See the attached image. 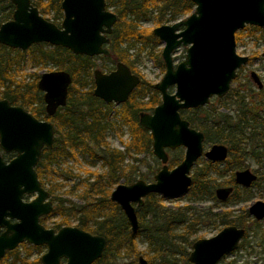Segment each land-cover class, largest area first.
<instances>
[{
	"label": "water",
	"instance_id": "water-1",
	"mask_svg": "<svg viewBox=\"0 0 264 264\" xmlns=\"http://www.w3.org/2000/svg\"><path fill=\"white\" fill-rule=\"evenodd\" d=\"M14 6L11 18L0 24V44L27 50L31 45L45 42L68 48L74 54L109 55L108 34L117 20L106 8L105 0H61L62 19L57 25L46 19L31 0H10ZM193 11L184 19L161 24L152 29L163 43L161 59L164 73L153 84L160 93V103L151 112H139V124L151 135L153 155L161 162L152 181L136 179L118 183L110 199L123 211L130 230L136 233L139 221L135 204H143L150 193L164 198L185 194L191 183V169L202 155L212 162H222L228 154L224 143H213L204 150V133L190 126L180 114L181 109L209 103L213 96L223 97L231 87L237 70L247 64L248 55L236 52L235 33L245 25L264 28V0H191ZM186 47L185 57L175 64L174 51ZM264 56V52L262 53ZM92 93L105 103L121 104L140 83L138 74L122 61L114 69L92 72ZM250 78L262 87L255 71ZM70 74L64 69L42 72L37 87L43 93L45 112L53 115L66 104ZM172 88V91L170 89ZM54 142V126L38 119L20 105L0 99V149L14 152L6 161L0 154V259L20 243L46 245L41 264H92L99 259L107 240L77 226H63L57 231L46 228L39 218L53 210L48 190L41 184L36 165L44 147ZM184 148L182 160L168 167L166 149ZM257 179L250 168L237 169L234 182L249 187ZM232 186L215 188V196L224 201ZM25 195H33L25 200ZM248 212L256 220L264 218V200L250 204ZM245 234V229L230 224L215 235L192 242L188 254L191 264H217L233 252ZM138 264H149L138 255Z\"/></svg>",
	"mask_w": 264,
	"mask_h": 264
},
{
	"label": "trees",
	"instance_id": "trees-1",
	"mask_svg": "<svg viewBox=\"0 0 264 264\" xmlns=\"http://www.w3.org/2000/svg\"><path fill=\"white\" fill-rule=\"evenodd\" d=\"M61 0H32L39 12L49 14L54 12L52 20L59 25L62 18ZM106 8L112 7L117 20L108 34L109 42L106 45L109 55L87 56L74 54L63 46H54L45 42L31 45L27 50L13 49L0 44V99L5 98L11 104L20 105L31 114L42 120L52 122L54 126V142L51 147H44L35 167L38 178L49 192L50 199L54 203L51 214L59 216L57 224H71L70 219H76V225L95 234L104 236L107 240L102 257L94 264L106 263L109 256L120 255L130 251L134 256L142 253L136 246V236L144 234L150 246L154 247V256L146 254L149 264H189L188 251L184 245L191 246L193 240L190 236L195 232L199 223L210 220L218 222L221 226L236 225L245 228V235L236 249L245 245V238L253 227L259 228V221L252 219L247 210L242 208L238 213L232 210H223L211 213L210 210L189 216L188 209H171L163 204L164 198L150 193L144 199V204L136 208L139 221V229L134 234L131 232L128 222L119 208L109 198L111 186L120 178L126 183L131 182L135 166L124 165L125 158L132 152L152 154L151 135L149 131L138 122V112L151 111L160 103V94L154 89L153 84L144 80L135 68L136 59H130V50L137 44L138 51L148 45L159 42L153 35L152 29L139 24L142 19L153 18L154 25L158 26L169 21H176L178 17L190 14L194 9L191 0H105ZM14 6L10 0H0V24L11 18ZM48 19V18H46ZM49 20V19H48ZM260 27L246 25L235 33L236 43L243 37V31L252 32L260 30ZM255 53L250 54V59ZM155 63L164 71L161 51L150 52ZM25 58L33 64L41 67L50 66L48 70L64 69L71 76L68 87L66 104L59 107L53 115L45 112L43 93L37 87L39 74H32L30 80L19 73L18 66ZM118 61L124 62L133 73L140 75L141 81L130 93L127 101L115 109V114L123 124L128 126L131 140L126 144L122 152L117 148H111L106 140L105 133L112 128L113 122L106 120L112 103H105L92 93L94 86L92 72L95 68L111 70ZM233 82L236 87H230L221 98L212 97L208 104L195 108L181 109L182 117L189 121L190 126L204 133V143H224L228 147L225 167H238L237 164L245 163L244 154L249 150L253 156L260 157L261 153L256 148H264V125L256 121V103L251 102L244 93H241L239 76ZM263 91H260L262 94ZM235 104L234 115L220 112L214 103ZM247 129V130H246ZM260 140H263L260 144ZM180 147L176 150L179 151ZM78 153H88L92 158L102 161L106 167L105 173L92 172V177L82 180L84 190L77 196L80 203L68 201L57 193L62 185L55 181L54 175L60 172L54 167L59 163L61 156L74 157ZM240 155V156H239ZM182 160L179 154L169 160V166L173 167ZM156 168L149 166L150 176L160 167V162L154 158ZM214 163L197 160L192 168V183L188 189L191 197L195 199H209L216 203L214 189L218 186L233 185L235 188L228 198L231 202H238L241 187L235 186L233 174L223 181H217L209 176V171ZM218 177L222 171H217ZM71 175L66 172L65 176ZM66 179V178H65ZM90 179H92L90 181ZM264 184V175L257 174L254 183ZM48 184V185H47ZM72 186L65 194L74 193ZM223 203V204H224ZM145 215L149 216L145 224ZM192 215V214H190ZM202 218V219H201ZM41 222H44L41 219ZM180 224H186L182 233L174 234ZM144 229L142 226H144ZM176 237L179 239L176 240ZM264 251V232L259 243ZM19 246L26 251L20 254ZM23 242L15 249L6 252L0 259V264H41L40 257L31 258V249L40 250V246L29 245ZM174 253H180L179 260L173 257ZM155 259V260H154Z\"/></svg>",
	"mask_w": 264,
	"mask_h": 264
},
{
	"label": "rangeland",
	"instance_id": "rangeland-1",
	"mask_svg": "<svg viewBox=\"0 0 264 264\" xmlns=\"http://www.w3.org/2000/svg\"><path fill=\"white\" fill-rule=\"evenodd\" d=\"M112 11V7L108 8ZM54 12L51 11L49 14H43L45 18L52 20ZM189 15V14H188ZM188 15H183L178 17L179 19H184ZM63 16V13H62ZM8 18L7 20H9ZM62 18L58 21L60 23ZM172 21L163 23V24H171ZM139 24L143 27L154 28V20L153 18L142 19L139 21ZM245 27V26H244ZM137 44L135 48L131 49L130 59H136L134 65L137 71H139L140 75L143 76L144 80L148 81L150 84H154L159 82L163 76L164 71L155 63L154 59L150 56V52L158 53L161 51L163 47L162 42H157L154 45H148L138 51ZM236 52L240 55H250L255 53L253 57L248 60L247 64L243 65L237 70V76H239V82L241 83L242 90L241 93H244L246 97L248 96L251 102L256 103L257 108V116L256 121L260 122L262 126L264 125V56L262 53L264 52V28L260 30H252V32L243 31V37L236 43ZM186 47L180 46L173 53L174 63L177 64L182 61L185 57ZM250 57V56H249ZM50 66L41 67L40 64H33L29 58H25L20 62L18 69L19 73L26 77L27 80H30L32 74H41L42 72L48 71ZM105 71H107L104 68ZM255 71L257 75L260 77L263 86L261 89H258L257 85L251 80L250 72ZM239 84L236 82H232L231 87H236ZM172 91V89L170 90ZM260 91H263L262 94ZM121 105V104H120ZM119 104H113L108 112L106 120L114 123L112 128L108 129L105 133V140L107 144L111 148H117L122 152L126 148V144L130 142L131 136L128 131V126L123 124L121 120H119L118 116L115 114V109L120 106ZM214 106L218 107L220 112L229 113L234 115V109L236 108L235 104H229L228 100H225L224 104H219L217 102L214 103ZM247 130V129H246ZM263 140H260V144ZM216 143V142H215ZM211 143H204V150L209 148ZM179 151L176 149L168 150L169 159H171L174 155L179 154L180 156L184 155V148L180 147ZM247 153L243 155L245 158V163L248 164L247 168H250L253 172L257 174L264 175V148L260 146L256 148V152L261 153L260 157L253 156L249 147L246 149ZM0 154L5 155L0 149ZM240 156V155H239ZM153 154L146 153H130L124 160V165L135 166L133 173L130 174L132 176V181L136 179H144L146 181H150L153 179V174L151 178L149 166H154L156 168V163L154 161ZM198 160L203 161L206 160L203 156ZM238 167H225V162H215L212 168L209 171V176L211 178L217 179V181L227 180L231 174L234 173L236 169L245 168L243 164H237ZM56 169L60 172L57 175H54L55 181L62 185V187L57 190V193L61 198L66 199L68 201H72L75 203H80L82 200L77 196L81 190H84L86 187L84 186V182H82L85 178H94L92 177V172L96 173H105L106 167L102 164V161L96 158H92L88 155V153H78L74 157L70 156H61L59 158V163L55 165ZM159 169V168H158ZM71 172V175L65 176L66 172ZM217 171H222V176L218 177ZM192 173V171H191ZM66 178V179H65ZM92 179H90L91 181ZM126 183L124 178H120L118 183ZM130 183V182H129ZM111 186V190L116 186ZM48 185V184H47ZM72 186L75 187L74 193L65 194ZM241 199L238 202H227L222 204L220 202H214L209 199H195L191 197L190 193L187 191L185 194H182L175 198H164L163 204L171 209H177L179 207L185 208L189 207L187 213L189 216L196 217L198 213H204L205 211L210 210L211 213L222 212L223 210H232L233 213H238L242 208H248L250 204L257 200H264V184L261 182L260 184L253 183L250 187L242 188L240 190ZM138 208V207H137ZM192 214V215H190ZM149 216L145 215V224L147 223ZM202 219V218H201ZM60 218L58 215L53 214L48 218H45L44 222L46 226H52L55 222L59 221ZM71 225H75L76 219H70ZM259 228H252L249 230L247 237L245 238V245L242 248L236 249L230 254L224 256L219 260L217 264H264V251L262 250L263 246H261V234L264 232V219L259 221ZM145 225L142 226L144 229ZM186 224H180L175 229L174 234L182 233L185 230ZM223 226H221L217 221L212 223L210 220H206L205 222L199 223L195 232L190 236V240H196L198 238H206L215 235ZM144 234H140L136 236V246L139 251H142L141 255L146 258V254L153 257L154 256V247L150 246L147 239L143 236ZM179 238L176 237V240ZM30 244H28L29 246ZM26 246V247H28ZM184 248L188 251L191 250V246L184 245ZM20 254L23 255L26 251L25 247L19 246ZM44 250L40 249H31V258L37 257L42 254ZM140 255V254H139ZM137 257L134 256L130 251L123 254L121 252L120 255L117 256H109V261L106 263L100 264H138ZM174 258L181 259L182 255L180 253H174ZM147 259V258H146ZM155 260V259H154ZM148 261V260H147ZM149 263V262H148ZM189 264H191L189 262Z\"/></svg>",
	"mask_w": 264,
	"mask_h": 264
},
{
	"label": "flooded vegetation",
	"instance_id": "flooded-vegetation-1",
	"mask_svg": "<svg viewBox=\"0 0 264 264\" xmlns=\"http://www.w3.org/2000/svg\"><path fill=\"white\" fill-rule=\"evenodd\" d=\"M59 24H60V23H59ZM57 25H58V24H57ZM248 57H249V56H248ZM249 60H250V57H249ZM114 67H115V66H114ZM113 69H114V68H113ZM111 70H112V69H111ZM111 70H107V71L102 70V71H104V72H109V71H111ZM132 73H133V72H132ZM139 76H140V75H139ZM236 76H237V75H236ZM140 78H141V77H140ZM259 78H260V77H259ZM251 80H252V79H251ZM232 82H233V81H232ZM255 84H256V83H255ZM256 85H257V84H256ZM262 86H263V83H262ZM93 87H94V86H93ZM136 87H137V86H136ZM257 87H258V86H257ZM261 88H262V87H261ZM261 88H258V89H261ZM171 89H172V88H171ZM171 89H170V90H171ZM133 90H134V89H133ZM133 90H132V91H133ZM159 94H160V93H159ZM213 97H214V96H213ZM215 97H216V96H215ZM160 99H161V97H160ZM112 103H113V102H112ZM123 103H124V102H123ZM113 104H115V103H113ZM121 104H122V103H121ZM119 105H120V104H119ZM152 110H153V109H152ZM152 110H151V111H152ZM151 111L148 110V111H144V112H151ZM138 114H139V112H138ZM38 119H39V118H38ZM138 122H139V115H138ZM54 136H55V134H54ZM212 144H213V143H211L210 145H212ZM210 145H209V147H210ZM177 148H179V147H177ZM177 148H175V149H177ZM168 150H174V149H166L167 153H168ZM151 151H152V147H151ZM2 152H3V151H2ZM41 152H42V151H41ZM3 153H5V155H4V156L2 155V156H3V158H4L6 161H8L9 159H11V158L15 155L14 152H3ZM152 154H153V153H152ZM227 155H228V154H227ZM153 156H154V155H153ZM183 156H184V155H183ZM183 156H182V158H183ZM202 156H203V155H202ZM202 156H201V157H202ZM154 157H155V156H154ZM203 157H204V156H203ZM155 158H156V157H155ZM204 158H205V157H204ZM156 159H157V158H156ZM198 159H199V158H198ZM205 159H206V158H205ZM157 160H158V159H157ZM169 160H170V159H169V155H168V162H167V164H168V167H169V168H172V167L169 166ZM225 160H226V158H225ZM225 160H224V161H225ZM158 161H159V160H158ZM206 161H210V160L206 159ZM224 161H222V162H224ZM159 162H160V161H159ZM210 162H212V161H210ZM212 163H215V162H212ZM177 164H178V163H177ZM174 166H175V165H174ZM174 166H173V167H174ZM160 167H161V162H160ZM160 167H159V168H160ZM245 168H247V167H245ZM240 169H242V168H240ZM236 170H237V169H236ZM236 170H235V171H236ZM157 171H158V169H157ZM157 171H156V172H157ZM191 171H192V169H191ZM235 171H234V172H235ZM156 172H155V173H156ZM155 173L153 174V177H154ZM256 174H257V173H256ZM191 177H192V176H191ZM139 179H140V178H139ZM152 180H153V179H152ZM152 180H150V181H152ZM233 180H234V173H233ZM134 181H135V180H134ZM145 181H146V180H145ZM132 182H133V181H132ZM254 182H255V181H254ZM254 182H253V183H254ZM130 183H131V182H130ZM234 183H235V182H234ZM253 183H252V184H253ZM41 184H42V183H41ZM252 184H251V185H252ZM116 185H117V184H116ZM251 185H250V186H251ZM226 186H232V187H233V190H234V188H235L233 185H226ZM235 186H238V187H241V188H247V187L239 186V185H237L236 183H235ZM250 186H249V187H250ZM218 187H219V186H218ZM45 188H46V187H45ZM216 188H217V187H216ZM214 190H215V189H214ZM232 192H233V191H232ZM232 192H231V194H232ZM231 194H230V195H231ZM148 195H149V194H148ZM157 195H159V194H157ZM230 195L228 196V198L230 197ZM159 196H161V195H159ZM214 196H215V192H214ZM32 197H33V195H25V196H24V199H25V200H30ZM49 197H50V196H49ZM162 197H163V196H162ZM109 198H110V195H109ZM163 198H164V197H163ZM215 198H216V196H215ZM228 198H227L226 200H224V201H220V200H218V199L216 198V202H220V203L223 204L224 202H226V201L228 200ZM144 199H145V197L143 198V204H144ZM50 200H51V199H50ZM51 201H52V200H51ZM112 202H113V201H112ZM214 202H215V201H214ZM114 203H115V202H114ZM224 204H225V203H224ZM53 205H54V203H53ZM134 205H135V210H136V208H137L138 206H141L142 204H141V205H137V204L134 203ZM53 208H54V207H53ZM119 208H120V207H119ZM245 209H246V208H245ZM246 210H247V212H248V208H247ZM52 211H53V210H52ZM52 211H51V212H52ZM121 211H122V210H121ZM51 212L48 213V214H46V215H43V216H41V217L39 218L40 223L43 224L46 228H52V229H54L55 231H57L58 229H60V228L63 227V226H67V225H70V226H77L76 223H75V225H71V224H60V225H59V224H57L56 222H55L52 226H46V225H45V222H41V219L45 220V218H48L49 216H51V215H52ZM122 212H123V211H122ZM136 213H137V212H136ZM123 214H124V213H123ZM248 214H249V216H250L252 219H254V217H253L249 212H248ZM124 216H125V215H124ZM125 218H126V217H125ZM263 219H264V218H263ZM126 220H127V219H126ZM255 220H256V219H255ZM261 220H262V219H261ZM261 220H257V221H261ZM127 222H128V221H127ZM128 225H129V224H128ZM77 227H79V226H77ZM238 227H239V226H238ZM79 228L83 229L82 227H79ZM242 228H243V227H242ZM244 229H245V228H244ZM84 230H85V229H84ZM86 231H88V230H86ZM88 232H90V231H88ZM90 233H92V232H90ZM93 234H95V233H93ZM97 235H100V234H97ZM244 235H245V234H244ZM101 236H102V235H101ZM242 239H243V238H242ZM22 243H23V242H22ZM26 243H27V242H26ZM239 243H240V242H239ZM20 244H21V243H20ZM106 244H107V243H106ZM30 245H32V244H30ZM33 246H36V245H33ZM37 246H40L41 249L44 250V252L46 251V245H37ZM105 248H106V246H105ZM235 250H236V249H235ZM235 250H234V251H235ZM104 251H105V249H104ZM104 251H103V253H104ZM44 252H43V253H44ZM43 253H42V254H43ZM42 254H41V255H42ZM41 255H40V257H41ZM102 255H103V254H102ZM101 257H102V256H101ZM101 257H100V258H101ZM100 258H99V259H100ZM222 258H223V257H222ZM222 258H221V259H222ZM99 259H97V260H99ZM97 260H95L92 264H94ZM60 264H65V259H64V258L61 259Z\"/></svg>",
	"mask_w": 264,
	"mask_h": 264
}]
</instances>
